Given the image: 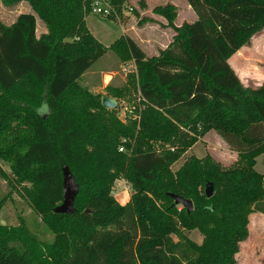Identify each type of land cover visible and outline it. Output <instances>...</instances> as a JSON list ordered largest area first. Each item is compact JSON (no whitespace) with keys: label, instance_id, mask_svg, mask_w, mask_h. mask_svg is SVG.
<instances>
[{"label":"trees","instance_id":"1","mask_svg":"<svg viewBox=\"0 0 264 264\" xmlns=\"http://www.w3.org/2000/svg\"><path fill=\"white\" fill-rule=\"evenodd\" d=\"M126 1L110 0L107 18L122 16ZM186 1L197 20L181 27L173 4L155 8L175 36L148 58L131 38L106 47L94 37L86 17L95 0H0L32 12L9 26L0 21V161L10 170L0 177L52 237L0 223V264H238L251 214L264 213V174L256 170L264 84L245 87L229 60L264 29V0ZM109 51L134 62L128 85L106 91L118 100L139 88L138 120L123 122L81 84ZM212 131L237 153L229 168L210 155L186 157ZM64 168L77 186L71 214L54 212ZM121 179L132 190L125 206L112 195ZM171 194L194 209L175 205ZM193 230L201 243L189 237Z\"/></svg>","mask_w":264,"mask_h":264},{"label":"rangeland","instance_id":"2","mask_svg":"<svg viewBox=\"0 0 264 264\" xmlns=\"http://www.w3.org/2000/svg\"><path fill=\"white\" fill-rule=\"evenodd\" d=\"M167 4H173L178 9L179 16L174 23L176 27L197 20L186 0H127L122 16L116 20H110L93 12L86 17V23L94 37L105 46L110 47L119 38L125 36L142 44L141 48L146 56L152 58L159 53L155 49V45L166 46L158 40L163 37L162 31L169 33L167 43L170 40L172 42L175 35L174 29L167 27V20L154 13L155 8L164 7ZM31 13L27 4L5 8L0 3V21L7 26L11 25L18 15ZM158 23H162L164 26L161 27ZM44 32L42 23L37 19V35ZM231 65L243 80L245 87L257 89L264 84V29L253 36L250 42L241 49L240 55L233 57ZM135 74L136 68L133 61L123 63L114 52L109 51L106 56L93 65L92 70L82 78L81 84L94 96H100L102 100L104 97H110L101 79L103 75L112 76L107 78L108 82L113 79L112 86L121 89L128 85V77ZM110 98L115 100L113 97ZM116 102L118 103V107L115 109L117 116L125 123L129 119L138 120V112L144 109L139 88L132 92L131 97H124ZM207 155L213 157L224 168H229L237 161L228 144L214 131L199 138V142L189 150L186 157L196 156L198 159H203ZM183 161L177 163L173 167V171H177ZM0 169L6 175H10L9 167L1 161ZM256 170L264 174V155L257 159ZM17 189V186L14 188L0 177V200H3L0 208V223L16 226L23 222L41 239L50 241L52 237L44 229L40 217L34 213ZM112 195L119 205L125 206L132 197L131 186L123 179L118 180ZM188 234L197 243H201L203 240V235L198 230L190 231ZM237 263L264 264V213L260 211H254L250 216L249 235L240 245Z\"/></svg>","mask_w":264,"mask_h":264},{"label":"water","instance_id":"3","mask_svg":"<svg viewBox=\"0 0 264 264\" xmlns=\"http://www.w3.org/2000/svg\"><path fill=\"white\" fill-rule=\"evenodd\" d=\"M64 43H70L69 39L63 41ZM102 105L109 110H115L118 107L116 100L110 97H104L102 99ZM63 200L60 206L54 209L56 213L71 214L74 211V199L77 195V186L73 180L72 175L67 169H63ZM206 195L211 198L215 194V189L212 183H208L206 187ZM175 200V205L183 206L190 213L193 209V203L190 200L182 198L177 195H170Z\"/></svg>","mask_w":264,"mask_h":264},{"label":"crops","instance_id":"4","mask_svg":"<svg viewBox=\"0 0 264 264\" xmlns=\"http://www.w3.org/2000/svg\"><path fill=\"white\" fill-rule=\"evenodd\" d=\"M161 27H163L164 25L162 24V23H158ZM89 29V28H88ZM90 30V29H89ZM91 32V31H90ZM163 32V37L161 38V39H158L161 43H163V44H165L166 46H164V47H159V46H157V45H155V49L157 50V52H161V51H164V50H166L167 48H168V46L172 43L171 42V40L167 43V36L169 35V33L167 32V31H162ZM92 33V32H91ZM161 34V33H160ZM171 36V35H170ZM175 36V35H174ZM173 36V37H174ZM133 40V39H132ZM134 41V40H133ZM172 41H173V39H172ZM135 42V41H134ZM137 43V42H136ZM138 44V43H137ZM104 45V44H103ZM140 47H141V45L142 44H138ZM106 47H109V46H106ZM142 49V48H141ZM143 50V49H142ZM159 53H158V55H159ZM241 54V50L236 54V55H240ZM158 55H156V56H154V57H157ZM235 56V55H234ZM233 56V57H234ZM233 57L229 60V64H230V66L232 67V65H231V60L233 59ZM240 59V58H239ZM233 68V70L235 71V69H234V67H232ZM92 70V69H91ZM88 73V72H87ZM86 73V74H87ZM235 73H236V71H235ZM85 74V75H86ZM237 74V73H236ZM84 75V76H85ZM105 75V74H104ZM102 76V82H103V84H104V86H105V89L107 88V86H109V85H113V79H112V81L110 80L109 82H108V80H107V78H111L112 76H109V75H106V76ZM83 76V77H84ZM238 76V75H237ZM105 77V78H104ZM239 77V76H238ZM240 78V77H239ZM240 80L242 81V83H243V80L240 78ZM244 84V83H243ZM104 88V87H103ZM233 154H234V156H235V160H237V153L236 152H234L233 151Z\"/></svg>","mask_w":264,"mask_h":264},{"label":"built area","instance_id":"5","mask_svg":"<svg viewBox=\"0 0 264 264\" xmlns=\"http://www.w3.org/2000/svg\"><path fill=\"white\" fill-rule=\"evenodd\" d=\"M93 12L98 15L109 17L112 13L110 0H95ZM142 99V97H141ZM143 100V99H142ZM144 102V100H143ZM120 152H124V148H120Z\"/></svg>","mask_w":264,"mask_h":264}]
</instances>
